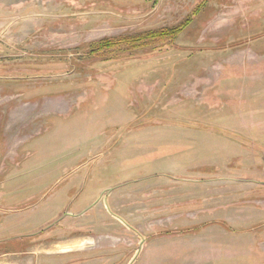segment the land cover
<instances>
[{
    "label": "rangeland",
    "instance_id": "1",
    "mask_svg": "<svg viewBox=\"0 0 264 264\" xmlns=\"http://www.w3.org/2000/svg\"><path fill=\"white\" fill-rule=\"evenodd\" d=\"M201 1L0 0V264H264V0L85 55Z\"/></svg>",
    "mask_w": 264,
    "mask_h": 264
},
{
    "label": "trees",
    "instance_id": "2",
    "mask_svg": "<svg viewBox=\"0 0 264 264\" xmlns=\"http://www.w3.org/2000/svg\"><path fill=\"white\" fill-rule=\"evenodd\" d=\"M207 0L201 1L195 9L179 23L173 26L160 27L158 29H147L136 32L132 35H123L117 38H105L87 46L85 55L88 58L101 57L103 60L111 58L118 59L124 55L133 54L149 47L174 45L182 33H184L194 22V20L206 12L210 14ZM85 49V48H84Z\"/></svg>",
    "mask_w": 264,
    "mask_h": 264
},
{
    "label": "crops",
    "instance_id": "3",
    "mask_svg": "<svg viewBox=\"0 0 264 264\" xmlns=\"http://www.w3.org/2000/svg\"><path fill=\"white\" fill-rule=\"evenodd\" d=\"M87 243H89V244H91V243H93V241H86V240H82V241H78V242H76L75 244H73V245H68V246H66V247H64L65 249L64 250H69L71 247H80V248H82L83 246H85V244H87ZM256 252V251H255ZM257 253V252H256ZM200 261H202V262H208V261H211V258H209V257H205V258H202Z\"/></svg>",
    "mask_w": 264,
    "mask_h": 264
}]
</instances>
